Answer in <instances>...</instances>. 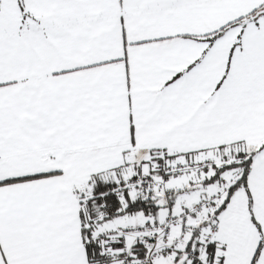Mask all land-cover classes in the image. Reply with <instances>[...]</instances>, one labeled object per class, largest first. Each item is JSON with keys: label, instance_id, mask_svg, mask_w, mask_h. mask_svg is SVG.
<instances>
[{"label": "snow or ice", "instance_id": "6c2138e0", "mask_svg": "<svg viewBox=\"0 0 264 264\" xmlns=\"http://www.w3.org/2000/svg\"><path fill=\"white\" fill-rule=\"evenodd\" d=\"M0 264H264V0H0Z\"/></svg>", "mask_w": 264, "mask_h": 264}]
</instances>
